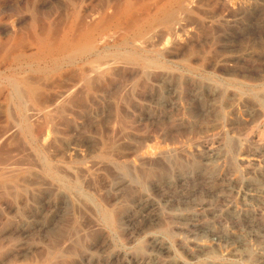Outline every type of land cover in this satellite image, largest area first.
Instances as JSON below:
<instances>
[{
	"label": "rangeland",
	"instance_id": "1",
	"mask_svg": "<svg viewBox=\"0 0 264 264\" xmlns=\"http://www.w3.org/2000/svg\"><path fill=\"white\" fill-rule=\"evenodd\" d=\"M167 74L164 112L151 98ZM263 98L257 0H0V264H151L148 231L173 250L160 264H262L189 246L263 234L264 200L210 180L250 177ZM206 141L225 152L208 166ZM141 196L171 202L131 234Z\"/></svg>",
	"mask_w": 264,
	"mask_h": 264
},
{
	"label": "bare ground",
	"instance_id": "2",
	"mask_svg": "<svg viewBox=\"0 0 264 264\" xmlns=\"http://www.w3.org/2000/svg\"><path fill=\"white\" fill-rule=\"evenodd\" d=\"M126 3V2H125ZM131 5V4H130ZM257 6L258 7H264V0H257ZM122 7V5H121ZM126 8V7H125ZM128 8V7H127ZM123 9H124V5H123ZM131 10V9H129ZM120 11V10H119ZM125 11V10H124ZM132 11V10H131ZM129 11V12H131ZM123 11H121L122 13ZM127 14V13H126ZM114 15V14H113ZM111 15V16H113ZM115 15H119V13L115 14ZM124 15V13H123ZM128 15V14H127ZM110 16V17H111ZM122 16V15H121ZM115 17V16H114ZM118 17V16H117ZM123 17V16H122ZM112 18V17H111ZM116 18V17H115ZM119 18V17H118ZM116 18V19H118ZM115 19V20H116ZM114 20V19H113ZM236 23V22H235ZM107 24V23H106ZM104 26V25H103ZM94 52V51H92ZM98 53V52H97ZM96 53V54H97ZM95 55V54H93ZM97 58V57H96ZM98 61V59H96ZM93 61V60H92ZM100 61V60H99ZM104 61V60H102ZM110 61V60H108ZM113 61V60H112ZM101 63V62H98ZM110 63L109 66H111L112 62H108ZM114 63V62H113ZM112 63V64H113ZM92 64V63H91ZM97 64V63H96ZM102 64V63H101ZM107 64V63H105ZM116 64V62H115ZM100 65V64H98ZM104 65V63L102 64ZM105 66V65H104ZM96 68H98V66L96 65ZM103 70L105 69L104 67H102ZM101 68V69H102ZM93 69V68H92ZM99 69V68H98ZM100 69V70H101ZM97 70V69H96ZM107 71V70H106ZM96 72V71H95ZM94 72V73H95ZM143 72V71H142ZM97 73V72H96ZM168 79V74L167 75H163L162 80L159 81V85L158 87V95L153 98H151L154 102H156V104L160 105L161 107H163V111L166 112L167 108H171L172 107V101H170L168 98L171 97V95L175 96V86L171 85ZM161 84V85H160ZM164 86V87H162ZM157 94V93H156ZM216 94V93H215ZM214 94V95H215ZM218 94V93H217ZM210 97V96H209ZM217 97V96H216ZM173 98V97H172ZM211 98V97H210ZM174 99V98H173ZM198 99V98H197ZM234 99L236 101H240L243 102V98L239 97V96H235ZM264 99V98H263ZM212 100V99H211ZM213 101V100H212ZM210 101V102H212ZM222 101V100H221ZM176 103V102H175ZM209 104V103H208ZM147 106V105H146ZM176 106V105H175ZM215 107V104H209L208 107L206 108L208 111H212ZM160 108V107H159ZM222 108V107H221ZM252 110V109H250ZM170 111V110H169ZM159 113V112H158ZM157 113V115H158ZM170 112H168L169 115ZM202 113V112H201ZM161 114V113H160ZM252 115V114H251ZM156 119V118H155ZM154 119V120H155ZM159 119V118H158ZM152 120V119H151ZM157 120V119H156ZM218 142H209L206 141L203 143L202 146V150H203V157L202 161L208 166V165H212L214 163H217L219 161H221L223 159V154H225V152H222V149H220V146L218 145ZM258 145V144H257ZM223 146V145H222ZM168 152V151H167ZM171 152V151H170ZM223 153V154H222ZM163 154V153H162ZM162 154H157L156 157H164ZM77 155L78 157H81V150H77ZM173 155V154H172ZM171 155V156H172ZM170 157V156H169ZM174 157V156H172ZM175 158V157H174ZM242 158V157H241ZM244 163H246L248 165L249 168V173L248 175L250 177L247 178L246 181H242L239 183V181H237L234 177H225L222 176V174H218L215 178L214 177H210L211 181H222L225 182V187L227 190L229 191H235V190H242L245 189L248 193L247 195L253 199H262L264 200V180H259L257 179V176H263L264 175V147H258L256 149H254L253 152H251L250 154L247 153V155H245L243 158ZM158 160V159H157ZM160 160V159H159ZM163 164V163H162ZM204 165V166H206ZM72 169V168H71ZM7 170V169H6ZM5 170V171H6ZM10 172V170H8ZM6 171V172H8ZM57 171V170H56ZM13 172V170H12ZM220 173V172H219ZM10 174V173H8ZM197 174V173H196ZM67 175V174H66ZM186 175V174H185ZM190 176V175H189ZM186 177V176H184ZM192 177V176H191ZM255 177V179H254ZM190 178V177H189ZM264 179V178H263ZM79 181V180H78ZM127 183V182H126ZM67 184V183H66ZM125 184V183H124ZM123 184V186H124ZM173 184V183H172ZM175 185H179V186H183L184 185V180L181 179L179 182H176ZM167 187H169L167 185ZM178 187V186H177ZM42 188V187H41ZM56 188V187H55ZM80 188V187H79ZM120 188H122V186L120 187V185H116L115 189L113 192H115L116 195V200H119L120 197L119 194L121 195V193H119L121 190ZM124 188V187H123ZM158 188V187H157ZM185 189V188H183ZM56 190V189H55ZM123 192V191H122ZM235 193V192H234ZM122 196V195H121ZM78 198V196H76ZM75 198V197H74ZM164 201L166 203H170L171 199L170 198H166L164 200H155L153 198H151L150 196H141L140 198L135 200V208H134V213L133 215H129L127 217V225H128V231L131 234H135L138 232H141V229H138L135 226L136 222L139 221H143V222H154L156 220V215L157 212L160 209L161 206V202ZM64 205V204H63ZM84 205V204H82ZM247 206V205H246ZM46 212V211H45ZM250 212V211H249ZM58 213V212H57ZM56 217V216H55ZM111 218V217H110ZM57 219V218H56ZM195 220V219H193ZM157 221V220H156ZM190 221V220H189ZM197 221V220H196ZM55 222V221H54ZM149 222V223H150ZM196 223V222H195ZM54 224V223H53ZM56 224V222H55ZM193 227L195 229H197V225H195L194 223ZM150 225V224H149ZM253 225V224H252ZM255 225V224H254ZM36 226V225H35ZM38 228L41 227V229H45L47 226H39L37 224ZM52 227V226H51ZM99 228V227H98ZM48 228H46L45 231H47ZM203 229V228H202ZM210 229V228H209ZM198 230V229H197ZM33 231V230H32ZM203 231V230H202ZM22 234L23 235H27L29 233V229L28 226L23 227L22 228ZM147 232V231H146ZM31 233V232H30ZM254 233V232H253ZM214 234V233H213ZM211 235L213 240L212 243H204V244H200V243H196L195 241H193L194 243L190 244L189 246V250L193 252L192 254V259H200V257L209 254L210 252H212L214 250V248L216 246H220L223 243L226 245V248H223V251H219L220 255L222 256L223 254H227L228 256H230L232 259H250L251 255L254 253L256 254L259 258V262H261L262 264H264V247L258 249L257 251H254V249L256 248L254 245L251 244L252 242V238L257 237L258 235L260 237L264 238V232L263 234H251L248 237H240L236 239L233 238V236L231 234H219L221 236H217V235ZM62 235V234H61ZM208 235V233H207ZM147 236L149 239V243H150V248L152 250V254H154L153 257L149 258L151 264H160L159 259L161 255H168L171 251V247L168 243H165L164 241H162L160 238L153 236V233L151 232H147ZM190 240V239H189ZM112 241V240H111ZM66 245V244H65ZM64 246V245H63ZM264 246V245H263ZM66 247V246H65ZM225 247V246H223ZM255 247V248H254ZM61 249V248H60ZM56 250V249H55ZM222 250V247H221ZM225 250V251H224ZM60 251V250H59ZM104 251V250H101ZM173 251V250H172ZM171 251V252H172ZM27 253V252H26ZM23 254V253H22ZM52 254V253H51ZM117 254V253H116ZM118 255V254H117ZM159 255V256H158ZM218 255V254H217ZM215 256V255H214ZM214 256H210V257H214ZM220 256V257H221ZM227 257V256H226ZM204 258H206L204 256ZM216 258V257H215ZM218 258V257H217ZM214 259V258H213ZM212 259V260H213ZM92 261L94 262L95 260L92 257H84L81 260V264L84 263V261ZM116 260V259H115ZM100 261V260H99ZM111 261V260H110ZM114 261V260H113ZM112 261V262H113ZM140 261V260H139ZM142 261V260H141ZM146 261V260H145ZM237 261V260H235ZM245 261V260H244ZM247 261V260H246ZM117 262V261H116ZM243 262V261H242ZM254 262V261H253ZM87 263V262H86ZM95 263V262H94ZM247 263V262H246ZM80 264V263H79ZM93 264V263H92ZM106 264V263H105ZM140 264V263H139ZM173 264H184L183 262H176ZM186 264V263H185ZM253 264V263H252ZM255 264V262H254Z\"/></svg>",
	"mask_w": 264,
	"mask_h": 264
}]
</instances>
